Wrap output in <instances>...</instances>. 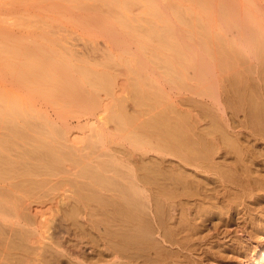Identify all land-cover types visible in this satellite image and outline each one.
Wrapping results in <instances>:
<instances>
[{
    "label": "bare ground",
    "instance_id": "1",
    "mask_svg": "<svg viewBox=\"0 0 264 264\" xmlns=\"http://www.w3.org/2000/svg\"><path fill=\"white\" fill-rule=\"evenodd\" d=\"M148 1L154 21L147 18L150 10L139 13L141 17L137 15L140 5L137 16L129 15L133 7L129 9L130 5L139 4V0L138 3L136 0H32V4L28 1L32 6L44 4L47 7L43 8L56 11L62 18L67 15L72 20L70 24L79 30V36L92 39L90 48L86 44L82 49L70 43L69 38L66 40L65 34L58 33L65 31L64 26L57 30L61 26L56 29L53 25L56 32L49 29L51 22L46 32L41 24L45 32L40 29L42 33H39L38 29L36 35L10 30L4 17L0 18V235L4 234L0 237V257L3 259L15 264L31 252H27L29 245L26 250L22 248L30 238V229L25 227L34 222L28 215L37 212L29 206L30 194L68 180L75 188L71 190H74L73 198L66 195L72 201L67 206V199L58 202L61 201V208L67 207L64 216L74 217L71 223L79 222L73 226L79 228L78 232L85 226L84 221L86 225L89 221L84 218L83 224L78 221L82 208H90L85 210L89 212L85 218L89 215L95 218V212L108 217L103 221L96 215L99 219L95 221L105 225L99 226L95 234L87 228L92 225L91 230L97 229L93 218L94 225L90 220L89 226L81 231L85 235L88 232L86 246L90 245L95 255L87 254L85 258V251L80 249L83 254L80 251L79 259L91 257L98 263V257L121 258L118 263L111 260L113 264H220L226 260L264 264V42L256 32V21L238 0H176L197 15L193 20L186 19L192 20L191 27L185 21L195 32L187 29L184 32V28L181 31L166 16L170 8L173 13L180 11H176L178 6L172 5L171 0L162 5L161 0ZM0 7L5 8L1 4ZM189 10L183 11L191 16ZM159 20L162 25L151 24ZM142 22L151 26L145 28ZM217 28L229 32H224L226 36L231 32L233 37L217 34ZM215 30V34L211 33ZM259 34L264 38L261 29ZM95 38H101L103 46ZM122 62L128 64L126 68L132 73L129 79H133L132 91H135L120 96L116 100L117 111L106 116L105 97L101 93L110 94L111 87L117 84L122 73L118 66ZM153 63L159 66L152 68ZM167 77L172 83L166 82ZM178 77L185 79L183 86L194 96L184 101L175 98L172 90L176 81L179 85ZM219 86H225L223 97ZM128 100L131 108L124 103ZM192 107L199 108L200 113ZM105 118L113 123L112 129L104 125ZM232 118L236 121L241 118L238 123L233 119L238 126L230 125ZM200 120L210 126L199 127L200 131L196 125ZM77 128L90 129L83 137L89 138L85 145L70 137L71 130ZM110 134L119 140L114 147L106 144L105 137ZM148 152L154 154L149 156ZM166 155L176 159L168 160ZM10 222L19 224L21 230L11 225L13 231H9L11 236L18 231L20 235L16 237L20 242L15 236L8 239ZM55 229L52 227L50 233ZM60 236L53 240L58 241V246ZM77 238L65 241L69 245L74 241L81 245L83 239ZM12 241L24 245L19 248ZM44 243L41 248L47 247L48 251L50 244ZM31 246L33 251L39 245ZM75 247L72 248L77 250ZM16 249L24 251L17 255ZM52 249L49 251L53 259L44 251L49 261L42 255V249V253L36 250L43 257L37 264L46 261L62 264L61 252L68 251ZM71 252L68 254L73 255ZM248 254L251 261L245 260ZM78 261L69 264H83Z\"/></svg>",
    "mask_w": 264,
    "mask_h": 264
},
{
    "label": "rangeland",
    "instance_id": "2",
    "mask_svg": "<svg viewBox=\"0 0 264 264\" xmlns=\"http://www.w3.org/2000/svg\"><path fill=\"white\" fill-rule=\"evenodd\" d=\"M4 0H0V4H1V6H3V8H4V6H5V8H4V10L2 9V7H0V18L1 19H3V17H4V19H5V21L9 24V25H7V23L5 22V25H7V26H10L9 28H10V30H11V28H12V30H15V32H17V30L18 31H22L23 30V32H29V33H36V35L38 34V32L39 33H42V32H45L43 29L45 28V30L46 29H48L49 28V26L48 25H50L51 24V22H52V25H51V28H49V29H57L59 26H61V27H59L57 30H62L63 28H62V26H64L65 27V31L64 30H62V31H59L58 33H62V35H66L67 37H66V40L68 39V41L70 42V43H72V44H77V46L79 45V47H80V49H82V47L83 46H85L86 44H88V46L89 45H91L93 42H91L90 41V37H86V35H84L85 37L83 38V37H81V36H79L78 35V29L77 28H75L74 27V24H70V21H72V20H68L67 19V15L65 16V15H63V18H62V16H60V14L58 13L57 14V12L56 11H50V10H47L46 8H43V7H45L44 6V4H42V5H30V4H32L33 2H35V1H33L32 2V0H26L27 1V3L26 2H24L25 0H23V2H21L22 0H18V3H17V0H12V2H11V0H5V2H3ZM8 1H9V3H8ZM30 2V4H28L29 2ZM142 1V0H141ZM140 0H139V4H137L138 5V7L139 8H137V5L136 4H133V5H130V7H129V9L131 8V6H133L132 7V9L133 8H135L134 9V11L131 9V12L133 13V15H132V13L131 14H129V15H131V16H134V14L136 15V11H137V9H140V6H142V7H145L144 9L141 7V10L139 11H137L138 12V16H140L139 15V13H144V12H146L147 10L149 11L150 10V7L148 8L147 6H149V5H151V3L148 1V0H144V1H142V2H144V3H142ZM147 1L150 3H147ZM158 1H160V0H158ZM164 1H166V2H168V1H170V0H161L160 2H162L161 3V5L162 4H164V3H166V2H164ZM172 1V0H171ZM170 1V3L173 5V4H175L174 6H178V7H176V11L177 10H182L181 9V7L183 8V10L185 9V10H189V9H187V6L186 5H180L181 3L180 2H176V0H173L172 2ZM174 1L176 2V3H174ZM240 3H243L242 5H244L246 8H248V11L249 12H252V17H253V21L255 20L256 21V26H255V28H256V32L258 33V35H260L259 37L261 38V39H263L264 40V38L262 37V35L261 34H259V32H260V29H261V33L263 34L264 33V0H238ZM8 3V6L6 7V5H7V3ZM32 2V3H31ZM136 2H137V0H136ZM2 3H3V5H2ZM6 3V4H5ZM11 3H13V5H14V7H12L13 5L11 4ZM16 3V4H15ZM138 3V2H137ZM141 3H142V5H141ZM145 3H147V5L145 4ZM5 4V5H4ZM24 4V5H23ZM149 4V5H148ZM183 4V3H182ZM15 5L16 6H18V8L16 7L15 8ZM23 5V6H22ZM27 5H30L31 7H29V6H27ZM140 5V6H139ZM145 5V6H144ZM135 6V7H134ZM181 6V7H180ZM186 6V7H185ZM12 7V8H11ZM25 7V8H24ZM39 7V8H38ZM47 7V6H46ZM171 7V6H170ZM13 8H14V10H15V13H14V10H13ZM20 8V9H19ZM26 9V10H24V9ZM41 8V9H40ZM148 8V9H147ZM7 9H8V11H7ZM10 9H12V10H10ZM21 9H23V10H21ZM39 9H40V11H39ZM42 9H44V11H45V14L42 12L43 10ZM146 9V10H145ZM145 10V11H144ZM169 10H171V11H169V12H167V14L168 15H166L167 16V19H169L170 20V22L171 23H175V26H178V27H180V29L181 28H184L183 29V31L184 32H186V29L187 30H191L192 32L194 31V30H192V29H190V27L192 26V24L190 23V21L192 22V18L194 17V16H197L195 13H192L191 12V10H189L190 11V13H192V17L190 16V14L188 13V15L191 17H188V15L186 14V12H188V11H177L176 13H173L172 12V8H170ZM2 11V12H1ZM5 13H4V12ZM7 11V12H6ZM10 11V12H9ZM19 11V12H18ZM21 11V12H20ZM41 12H42V16H41ZM150 13H147V14H150V15H148L147 16V18L148 19H151L152 18V16H154V15H152L151 14V10L149 11ZM175 12V11H174ZM179 12V13H178ZM10 13H12V15L14 16V14L16 15V17L14 18ZM14 13V14H13ZM22 13V14H21ZM48 13V14H47ZM128 13V12H127ZM4 14V15H3ZM10 14V16L13 18H11L10 16H8ZM44 14V15H43ZM251 14V13H250ZM49 15V16H48ZM136 15V16H137ZM152 15V16H151ZM179 17H178V16ZM45 16H47L48 17V19H47V17H46V19H45ZM57 16V17H56ZM151 16V17H150ZM5 17H9L8 19L7 18H5ZM41 17V18H40ZM50 17V18H49ZM54 17V18H53ZM66 17V18H65ZM141 17V16H140ZM20 20H19V19ZM53 19V21H52V19ZM60 20H59V19ZM146 18V19H147ZM192 19V20H188L189 21V23L191 24L190 25V27H188L189 25L186 23L185 24V21L186 22H188L186 19ZM9 20L10 19V21L12 20V21H14L13 23H12V21H11V23H10V21L8 22L7 20ZM58 19V20H57ZM68 21H67V20ZM44 20H45V22H44ZM66 20V21H65ZM152 20L154 21V18H152ZM156 20V19H155ZM182 20V21H181ZM48 21V22H47ZM254 21V22H255ZM15 22H16V26H14L15 25ZM17 22H18V25H17ZM19 22H23V24H21V23H19ZM43 22L46 24H43ZM60 22V23H59ZM157 22V23H156ZM184 22V23H183ZM25 23V24H24ZM50 23V24H49ZM63 23V24H62ZM154 23H156V25H162V22H161V24H159L160 23V20L159 21H155V22H152L151 24H154ZM258 23V24H257ZM11 24V25H10ZM12 24H13V26H12ZM21 24V25H20ZM44 25V28H42L43 26L42 25ZM178 24V25H177ZM184 24V25H183ZM25 25V26H24ZM54 25V27H52ZM72 25V26H71ZM142 25H144L145 26V28H147L148 27V25L149 26H151L150 25V23L148 24H144V22H142ZM146 25H147V27H146ZM186 25H187V27L189 28H187L186 27ZM19 26V27H18ZM57 26V27H56ZM144 26H141L140 28H143ZM25 29H24V28ZM38 27V28H37ZM156 27H158V26H156ZM261 27V28H260ZM66 28H68L67 30H66ZM73 28H75V29H73ZM144 28V29H145ZM28 29V30H27ZM39 29V30H38ZM40 29H41V31H40ZM48 29V30H49ZM54 30V31H56L57 32V30ZM70 29V30H69ZM143 29V30H144ZM37 30H38V32H37ZM48 30H46V32L48 31ZM217 30H218V32L215 30V31H213V32H211V33H216L217 32V34L219 33V34H225V36L227 35V33H229V32H227L226 30H221V29H218L217 28ZM263 30V31H262ZM32 31H34V32H32ZM36 31V32H35ZM65 33H64V32ZM73 31V32H72ZM76 31V32H75ZM181 31H182V29H181ZM227 32V33H224V32ZM259 31V32H258ZM22 32V33H23ZM195 32V31H194ZM222 32V33H221ZM67 33V34H66ZM214 33V34H215ZM230 34H231V36L233 35L231 32H230ZM229 34V35H230ZM42 35V34H41ZM64 35V36H65ZM226 36V37H231V36ZM263 36H264V34H263ZM233 37V36H232ZM38 38H40V37H38ZM37 38V39H38ZM86 38V39H85ZM88 38V39H87ZM227 39V38H226ZM230 39V38H229ZM39 40V39H38ZM88 42H87V41ZM92 40V39H91ZM95 40L98 42V45L99 46H103V42H102V39L101 38H95ZM262 40V42H264ZM90 42V43H89ZM230 45H232V43H230ZM233 45H234V43H233ZM263 45H264V43H263ZM78 47V48H79ZM88 48H90V46L88 47ZM244 54V53H243ZM247 53H245L244 54V56L246 55ZM263 58H264V51H263V56H262ZM134 63H136V61H134ZM127 63H124V62H122V64H121V66H118V67H120L119 69L121 70L122 69V73L120 74V76L117 78V84L116 85H114V86H112L111 87V91H110V94H105V92H103V93H101L102 95H103V97H105V100H104V104H106V107H107V110H106V112L104 113V114H106V113H108L110 116H111V114L113 113V111H115L116 110V100L120 97V96H123V95H126V94H128V95H130V93H132V92H134L135 91V89H134V91H132L133 90V88L135 87L134 85H132V82H133V79H129V77L132 75V73H131V71L130 70H128L126 67H127ZM152 65V68H154V66L155 65H158L159 66V64H150V66ZM157 67V66H156ZM155 67V69H159V67H157L156 68ZM125 68V69H124ZM126 69L128 70V71H126ZM154 69V70H155ZM159 70H164V68L163 69H159ZM158 70V71H159ZM129 71H130V73H129ZM156 71V70H155ZM171 75V74H170ZM256 75V74H255ZM254 75V76H255ZM171 77H173V75L171 76ZM218 77V76H217ZM168 79V80H167ZM177 79H179V77L177 78ZM183 79V78H182ZM218 79V78H217ZM221 79V78H220ZM140 80V79H139ZM185 80V79H184ZM184 80H181V79H179V81H178V84L179 85H177V81H176V85H175V87L176 88H174L172 91V93L175 95V98L176 99H179V100H181V101H184V99L185 98H187V97H192V96H194V95H192L191 93H190V91L189 90H186L185 89V87L183 86V83L185 84L186 82H183ZM132 81V82H131ZM147 81V80H146ZM167 81H170L171 83H172V80H170V78H166V82ZM218 81H219V79H218ZM170 82H167V83H170ZM220 82V81H219ZM174 85V84H173ZM180 86V87H179ZM183 86V87H182ZM223 88L225 87V86H222ZM221 87V88H222ZM143 88H146V86H143ZM219 88H220V86H219ZM218 88V89H219ZM219 89V90H223L222 91V93L225 91L223 88L222 89ZM132 91V92H131ZM220 91V92H221ZM220 95H221V93H220ZM223 95H224V93L222 94V97H223ZM194 98H199V97H194ZM131 103L130 102V100H128L127 102H125L124 101V103ZM127 104L130 108L132 107V106H130L131 104ZM182 108H184V106L183 105H180ZM193 108V110H194V112H196V113H200V112H198L199 111V108H198V110L197 109H195L194 107H192ZM130 110H132V109H130ZM227 110H229V109H227ZM117 111V110H116ZM129 112H131V111H129ZM228 112H230V111H228ZM193 113V112H192ZM104 114H102L101 116L103 117V115ZM193 114H195V113H193ZM230 114V113H229ZM202 115V114H201ZM106 116H107V114H106ZM109 116V117H110ZM240 115H238V117H239ZM105 117V116H104ZM238 117H235V118H238ZM235 118H232V119H230V125H232V124H234V126H238L237 125V123L239 122V120L241 119V118H239V119H237V121H236V119ZM106 119V118H105ZM108 119V123L106 122V120ZM105 121L103 120V123H104V125L106 126V127H109V128H113V123L111 122V120L109 121V118H107ZM207 119V118H206ZM233 119H234V121L235 122H237L236 124H235V122L233 121ZM113 121V120H112ZM207 121V120H206ZM208 121H209V119H208ZM102 123V124H103ZM206 122H205V120H200V123H198V124H196V125H198L197 126V128L199 129V127H200V129H201V127H203V128H208L210 125H208L207 126V124H209L208 122L205 124ZM200 124V125H199ZM205 126H207V127H205ZM231 128H232V126H231ZM236 128V127H235ZM238 128V127H237ZM197 129V130H198ZM199 129V130H200ZM90 130V129H89ZM88 129H85V128H77V129H73V130H71V132H70V137L71 138H76L77 140H79V144H81V145H85L86 144V140L87 139H89V138H83L84 136H87L88 134H89V131ZM204 130V129H203ZM232 130V129H231ZM85 131H86V134H85ZM87 131H88V133H87ZM201 131V130H200ZM82 133H84L85 135H83ZM83 135V136H82ZM215 135V134H214ZM217 135H218V133H217ZM217 135H216V138H217ZM219 136H220V134H219ZM82 137V138H81ZM106 144L108 145V146H116L117 144H118V142H119V140L116 138V136L115 135H113V134H110V135H107L106 137ZM219 138V137H218ZM221 138V137H220ZM152 154H154V153H152V152H148L147 153V155H149V156H151ZM165 158L166 159H168V160H174V159H176L175 157H173V156H169V155H166L165 156ZM1 159V158H0ZM1 161V160H0ZM167 164V163H166ZM54 179H55V177H54ZM53 178H52V181L54 180ZM56 179H58V178H56ZM54 182H55V180H54ZM59 182H60V180H59ZM62 182V181H61ZM55 183H57L56 185H54V183H53V185H50L51 183H49V187L51 188V189H47V186H45V188H46V191H44L43 190V188L44 187H42V189L41 188H38V192L39 193H36L35 194V192H34V194H30L31 196H29L30 198H31V200H30V198H29V203L31 202V204H29V206H33V210L34 211H37V212H35L36 214L38 213V214H40L39 216H38V214H37V216H36V214H34V215H32L31 216V214L32 213H28L29 215H28V217H29V219H30V221L32 222V220H34V222H32L33 223V225L32 224H30V225H28V223H27V221L28 220H26V224L28 225V227H25L26 226V224L24 223V222H22V223H20V224H22V225H24L25 224V226H23L22 228L24 229V227L25 228H28V229H30L29 231H30V235H29V233H26L25 231H23L25 234H27V235H29V239L31 240H29L28 239V241L25 243V247H26V245H29L30 246V244H33V246H31L32 248L33 247H35V245H39L38 246V248L36 249V247H35V249L33 248V251H34V253L33 254H31V252H33L32 250H30V247L28 246V251L27 252H29V251H31L30 253H27V257H25L24 259L22 258V256H21V258L20 259H23L22 260V262L20 261H18V263H15V264H37V262H40V257H42L41 255H38V253L36 254L35 252H41V249H42V251H43V253H44V251H45V253H49V257L51 258V259H53L52 258V256H50L51 255V252L49 251V249L51 250L52 248H54L55 247V249L54 250H56V249H58V248H62L63 250H66V251H68V252H71V251H76L75 252V254L74 253H72L73 255H71L70 253V255L68 254V252L66 253L65 251H62L61 253L63 254V255H60V257L61 256H63V257H61L62 259L61 260H63V262H61L62 264H65V262H67L68 264L70 263V262H75L76 261V259H77V261L79 260V261H81V263H83V264H89L88 262H92L93 260H92V258L91 257H89V260L87 261V260H82V259H84L83 257H81V259H79L80 258V256H82V254H83V252L84 253H86L85 254V256L87 255V256H90L91 254L93 255H95V253H92V252H94L93 250H92V247L90 246H86V245H88L89 244V238L90 237H88V232L86 233V235H87V237H86V235L83 233L84 231H83V229H84V227H86V226H89L88 225V223L90 224L91 223V221H92V218L94 219V223H95V225H97V229H96V227H95V229L96 230H94V228L91 230V226L92 225H90V227H87L88 229H89V231L90 232H93L94 234L96 233V232H98V229L100 228L99 226H102L103 225V223L100 221L103 217V214L101 215V217H100V213L99 212H97V213H99V214H96V212H95V214L93 213V215H95V218H97L96 217V215H99V218H100V222L99 221H95V218H94V216L92 217L91 216V218H90V215L89 216H87V218H85V216H86V214L87 213H89L88 211V209H90V208H85L84 207V209L82 208V213H80V216H78V221H83L84 219H87V220H89V221H87L88 223H87V225H86V220L84 221V227H82L83 229H81V227H80V229H81V231H83V232H81L80 230H79V232L80 233H82V234H80L77 230L79 229L78 227H73V226H75V223H76V221L77 220H72V223H71V219H73V218H71L70 219V217L69 216H64V212H65V209L67 208L66 206L69 204L68 202H70V201H72V200H69L68 198H66V197H68V196H70L71 195V197L73 198V191L71 192V190L74 188V187H72L73 185H70L69 183V181L67 180V182L66 181H63V183H58V181L57 182H55ZM53 188H52V187ZM44 188V189H45ZM41 189V190H40ZM75 189V188H74ZM44 192H43V191ZM48 190V191H47ZM35 191V190H34ZM36 191H37V189H36ZM40 191H42L41 193H40ZM103 192H105V191H102V193ZM71 193V194H70ZM110 193V192H109ZM69 194V195H68ZM33 195H34V199H33ZM36 195V196H35ZM66 195H68V196H66ZM38 196V198H36ZM70 197V199H72ZM63 198V199H62ZM66 200L67 199V201H65V202H67L66 203V206L65 205H63L62 206V208H61V206L60 205H62V203L60 204V202H58L59 200ZM52 201V202H51ZM58 202V203H57ZM63 202V204L65 203L64 201H62ZM57 203V204H56ZM60 204V205H59ZM58 205V206H57ZM57 207H59V208H57ZM66 207V208H65ZM28 208H30L29 210L32 212V209H31V207H28ZM63 209V211L61 210V209ZM58 209H60L61 211H62V214H61V211H58ZM85 210H88L87 212L85 211ZM33 211V212H34ZM84 212V213H83ZM64 213V214H63ZM79 213H77L76 215H78ZM61 215H63L64 216V218H63V216H61ZM83 217H82V216ZM105 216V215H104ZM75 218V219H76ZM84 218V219H83ZM99 218H97V219H99ZM104 218H108V217H104ZM103 218V219H104ZM37 219V220H36ZM67 219L70 221H67ZM102 219V220H103ZM36 220V221H35ZM91 220V221H90ZM107 221V219H104L103 221ZM29 221V222H30ZM60 221H61V223L63 222V223H65V221H66V223L65 224H63L62 223V225L61 224H59L58 225V227H60V225H61V227L63 226V225H65L66 227L68 226V227H70V226H72V228H70V229H73V228H75L74 230H75V232L77 233H74V230H69V228H65V226H63V228H65V229H63V228H59L60 230H62V231H60V230H58V227H56L57 226V223H60ZM75 221V222H74ZM30 222V223H31ZM36 222V223H35ZM69 222V223H68ZM74 222V223H73ZM81 222H80V224H81ZM98 222H99V224H98ZM68 223V224H67ZM70 223H71V225H70ZM77 223H79V222H77ZM76 223V224H77ZM94 223H93V221H92V224L94 225ZM97 223V224H96ZM8 225H15V224H11V222H10V224L9 223H7ZM7 224L5 225V227H4V229H8L9 227L7 226ZM55 224V226H53ZM73 224V225H72ZM82 224H83V222H82ZM82 224L81 225H79V226H82ZM19 225V224H18ZM17 224L15 225V229L17 228V226H18ZM47 225H48V227H47ZM105 225V224H104ZM104 225L102 226V227H104ZM13 226H11L10 227V229H8V233H6L7 234V236H8V239H9V237L11 236V233H10V231L9 230H11V232L13 231L11 228L13 227ZM33 226V227H32ZM35 226V227H34ZM76 226H78V224L76 225ZM1 227V226H0ZM8 227V228H7ZM31 227H32V229L34 230L35 228V230H36V232L37 233H35L32 229H31ZM50 227V228H49ZM52 227H53V230L55 229V227L57 228V229H55L56 231H54L53 233H50L51 231H53L52 230ZM20 227L18 226V228H17V230L19 229ZM48 228H49V230H48ZM78 228V229H77ZM14 229V228H13ZM67 229H68V231H67ZM1 230V229H0ZM5 230V231H6ZM19 230H21V229H19ZM32 230V231H31ZM46 230V231H45ZM57 230H58V233H59V231H60V233H61V236L57 233ZM87 230V229H86ZM49 231V232H48ZM65 231H67V232H65ZM88 231V230H87ZM100 231V230H99ZM20 232V231H19ZM69 232V233H68ZM86 232V231H85ZM2 233V232H1ZM0 233V234H1ZM17 233V234H16ZM47 233H49L50 234V236H48L47 235ZM55 233V234H54ZM9 234V235H8ZM15 234V235H14ZM3 236H4V234H2ZM20 235V234H19ZM18 235V231L16 232H14L13 234H12V236L10 237V238H12L13 236H19ZM57 235V236H56ZM84 235H85V237H84ZM3 236H1L0 235V237H3ZM40 236H42V237H40ZM43 236H45V237H47L46 239H49V241L48 242H50V243H48L47 241H45V240H43V239H45ZM56 236V237H55ZM59 236H60V239H61V242H60V245H61V243L62 242H64V244L62 243V246H58V241L56 242V240L55 241H53L54 239H57V238H59ZM72 236V237H71ZM75 237V239H74V237ZM95 236H97V234L95 235ZM14 237V238H15ZM27 237L24 239V240H26L27 239ZM53 237H55V238H53ZM77 237H79V238H81V240L83 239V241H85L84 243H83V241H81L79 238H77ZM82 237H84L85 238V240H84V238H82ZM5 238V237H4ZM7 238V237H6ZM14 238L12 239L13 241H17V240H14ZM18 240L20 239V238H18V237H16ZM15 238V239H16ZM42 238V240L44 241V242H46V243H44V245L46 246V244L47 245H49L50 244V246H48V251H47V247L45 248V247H43L42 246V248H41V245H43V241L42 240H40ZM50 238H53V239H51L52 241H50ZM66 238V239H65ZM67 238H69V240L72 242V240H75L76 241V238L79 240V241H81L82 243H81V245L78 243H76L75 241L73 242V243H75L74 245H72L73 243H71L70 245L68 244V241H65V240H68ZM71 238V239H70ZM0 239H2V238H0ZM59 239V240H60ZM64 239V240H63ZM87 239V240H86ZM23 240V241H24ZM58 240V239H57ZM12 241V242H13ZM39 241H41V242H39ZM79 241H77V242H79ZM18 242V241H17ZM17 242H15L16 244H17ZM19 242H20V240H19ZM31 242H34V243H31ZM88 242V243H87ZM4 243H6V240H4ZM14 242H13V244H15ZM23 243V242H22ZM27 243H29V244H27ZM38 243V244H37ZM42 243V244H41ZM51 243H54V244H56V245H54V244H52L53 245V247L51 246ZM65 243L67 244L66 245V247H64L65 246ZM87 243V244H86ZM12 244V243H11ZM24 245V244H23ZM23 245H16V246H19V248L21 247V246H23ZM69 245V246H68ZM75 245H76V247H77V250L75 249H73L72 247H75ZM78 245V246H77ZM79 245H80V247H79ZM84 245V246H83ZM68 246V247H67ZM72 246V247H71ZM86 246V247H85ZM1 247V246H0ZM24 246L22 247V248H24L25 250L27 249V247L25 248ZM52 247V248H51ZM71 247V248H70ZM75 247V248H76ZM88 247H89V249H88ZM65 248H67V249H65ZM24 249L22 250V251H24ZM46 249V250H45ZM62 249H58V250H56V251H58V252H60ZM80 249H82L83 250V252H82V250H80ZM4 251V248H1V251ZM21 250L19 251V250H17L16 249V252L18 253H16L17 255H21V253H23V252H21ZM37 250V251H36ZM53 250V249H52ZM54 250H53V252H54ZM60 250V251H59ZM92 250V251H91ZM19 251V252H18ZM82 252V254H81V252ZM89 251V252H88ZM21 252V253H20ZM80 252V253H79ZM88 252V253H87ZM91 252V253H90ZM2 253H5V252H2ZM42 253V252H41ZM40 253V254H41ZM42 253V255H44V257H45V259H46V255L47 254H43ZM60 253V254H61ZM65 253V254H64ZM76 253H78L79 255H76ZM90 253V254H89ZM24 254H25V252H24ZM23 254V255H24ZM30 254V255H29ZM36 254V255H35ZM1 255H4V254H1ZM34 255V256H33ZM68 255V256H67ZM24 256H26V255H24ZM39 256V257H38ZM66 256L68 257V258H66ZM72 256H74L73 257V259H72V261H71V259H70V257ZM79 256V257H78ZM84 256V255H83ZM87 256L85 257V258H87ZM13 257H15V256H12V258ZM49 257H47V258H49ZM77 257V258H76ZM96 257V256H95ZM94 257V258H95ZM98 257V256H97ZM96 257V258H97ZM111 257V258H110ZM115 257V256H114ZM113 256H108V257H106L107 259L109 258V260H107L105 257H98V260L96 259V261H98V263L99 264H103L104 263V261H105V263L106 262H108L109 264H111V262L113 261V262H115L116 261V263H118V262H121L122 260H121V258L118 260H116V257L114 258ZM43 258V257H42ZM46 259L47 261H49V260H51V259ZM66 258V259H68L69 260V262H68V260H64V259ZM100 258V259H99ZM105 258V260H103ZM9 259H11V258H9ZM19 259V260H20ZM45 259H41V261H46ZM248 260V261H251V258H250V254H248L247 255V257L245 258V260ZM6 261V263H9L10 262V260H5V259H3L2 258V256L0 257V264H4L3 262L4 261ZM101 260H103L102 262L103 263H101ZM112 260V261H111ZM257 260V259H256ZM8 261V262H7ZM13 261H16V260H14V258H13ZM47 261H46V264H47ZM77 261L75 262V263H77ZM78 261V262H79ZM229 260H226L225 262H221L220 264H242L243 262H241V261H238V260H233V262H228ZM94 262V261H93ZM90 263V264H98L97 262H94V263ZM113 262H112V264H113ZM54 263H56V262H54ZM10 264H14V262H10ZM40 264H44V262L42 263H40ZM53 264V263H52ZM57 264H60V263H57ZM73 264V263H72ZM107 264V263H106Z\"/></svg>",
    "mask_w": 264,
    "mask_h": 264
}]
</instances>
